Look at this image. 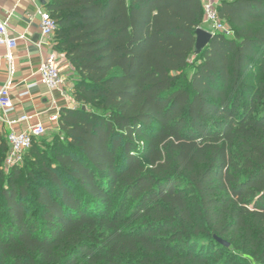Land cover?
Returning a JSON list of instances; mask_svg holds the SVG:
<instances>
[{
  "label": "trees",
  "instance_id": "1",
  "mask_svg": "<svg viewBox=\"0 0 264 264\" xmlns=\"http://www.w3.org/2000/svg\"><path fill=\"white\" fill-rule=\"evenodd\" d=\"M45 9L77 106L27 168L0 140V264H264V0L197 55L201 0Z\"/></svg>",
  "mask_w": 264,
  "mask_h": 264
},
{
  "label": "crops",
  "instance_id": "2",
  "mask_svg": "<svg viewBox=\"0 0 264 264\" xmlns=\"http://www.w3.org/2000/svg\"><path fill=\"white\" fill-rule=\"evenodd\" d=\"M41 4L36 0H0V20L7 23L11 37L19 38L14 50L12 72L2 58L5 49L0 48V90L8 82L11 83L10 97L14 105V111L7 118L11 121L23 115L31 118L28 123L15 125L16 132H21L29 124L38 121L50 125L49 117L52 114L61 108H69L74 103L63 88L49 91L38 82L39 65L50 53L58 55L60 72L61 69L73 72L64 56L56 51L53 42L43 44L37 13ZM9 132L8 125L0 121V140H5Z\"/></svg>",
  "mask_w": 264,
  "mask_h": 264
},
{
  "label": "built area",
  "instance_id": "3",
  "mask_svg": "<svg viewBox=\"0 0 264 264\" xmlns=\"http://www.w3.org/2000/svg\"><path fill=\"white\" fill-rule=\"evenodd\" d=\"M37 2H45L48 0H36ZM232 0H201L202 2V25L203 29L211 35L220 33L226 36H231V31L226 23L219 17L216 7L219 3ZM40 18V34L44 41L43 44H51L55 31V24L50 14L41 6L37 9ZM19 38H13L9 34L8 25L6 22L0 20V48L5 49L2 57L9 66L12 72L14 50L17 46ZM42 44V42H41ZM1 58V57H0ZM58 55L50 53L46 55L39 65V84L46 87L49 91L59 90L63 87L64 78L60 72ZM11 83L8 82L0 90V121L6 123L10 128V132L6 136L8 151L4 158L3 170L7 173L13 167L20 165L23 162L25 154L31 148L33 142L37 139H42L47 136L49 132H58L59 111L49 117L50 125H44L41 122L29 124L27 128L21 132H16L15 125L20 123H28L30 117L23 115L15 120H9L7 115L14 111V105L10 97ZM27 94V93H25ZM72 107V105L70 106Z\"/></svg>",
  "mask_w": 264,
  "mask_h": 264
},
{
  "label": "rangeland",
  "instance_id": "4",
  "mask_svg": "<svg viewBox=\"0 0 264 264\" xmlns=\"http://www.w3.org/2000/svg\"><path fill=\"white\" fill-rule=\"evenodd\" d=\"M62 66V65H61ZM63 68V67H61ZM62 76L64 78L63 82V90L67 93L68 96H70L73 100V90L75 87V83L78 80V76L74 74L71 70L67 69H61ZM190 74V72H189ZM77 106L75 103L72 104V107ZM56 135H59L58 132H49L46 137L42 139H38L34 142V146H37L41 149L42 152L47 153L49 152V148H51V145L53 143V139H55ZM61 136V135H60ZM61 138V137H60ZM31 155L29 152L25 154V160L23 163L19 165V167L27 168L32 163L31 161ZM78 264H84L83 262H79ZM254 264H257L256 262Z\"/></svg>",
  "mask_w": 264,
  "mask_h": 264
},
{
  "label": "water",
  "instance_id": "5",
  "mask_svg": "<svg viewBox=\"0 0 264 264\" xmlns=\"http://www.w3.org/2000/svg\"><path fill=\"white\" fill-rule=\"evenodd\" d=\"M42 5H46L45 2H42ZM196 35V43H195V54H199L201 53V51L209 44L210 40L212 39V35L210 33H208L207 31L203 30V29H197L195 32ZM216 240L218 241V243H220L221 245L225 246V247H229V244L226 243L225 241L216 238Z\"/></svg>",
  "mask_w": 264,
  "mask_h": 264
}]
</instances>
